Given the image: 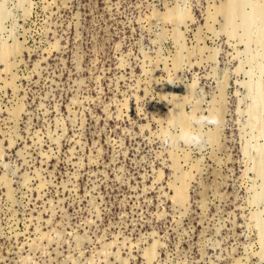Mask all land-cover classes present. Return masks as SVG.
<instances>
[{"label":"rangeland","instance_id":"obj_1","mask_svg":"<svg viewBox=\"0 0 264 264\" xmlns=\"http://www.w3.org/2000/svg\"><path fill=\"white\" fill-rule=\"evenodd\" d=\"M0 56V264H264V0H0Z\"/></svg>","mask_w":264,"mask_h":264},{"label":"bare ground","instance_id":"obj_2","mask_svg":"<svg viewBox=\"0 0 264 264\" xmlns=\"http://www.w3.org/2000/svg\"><path fill=\"white\" fill-rule=\"evenodd\" d=\"M219 8H220V6H219ZM177 11V10H176ZM220 11L222 12H226V13H229L228 11H229V4H226V5H224L223 6V4H222V7H221V9H220ZM172 11H170V13H171ZM175 13H178V11L177 12H175ZM180 14V13H179ZM167 15V14H166ZM166 15H165V17H166ZM163 16V15H162ZM179 16V15H178ZM182 17V16H181ZM166 18H168V17H166ZM169 18H171V17H169ZM179 18V17H178ZM172 19V18H171ZM174 20H176L175 18H174ZM178 20V19H177ZM1 57V56H0ZM182 111V110H181ZM184 119V118H183ZM187 121V120H186ZM182 122V121H181ZM185 182V181H184ZM175 196H176V198H178V199H182L183 197H184V190L183 189H181V188H179V189H177L176 190V192H175ZM154 249V248H153ZM151 253H149V255H150ZM150 256H152V255H150Z\"/></svg>","mask_w":264,"mask_h":264}]
</instances>
